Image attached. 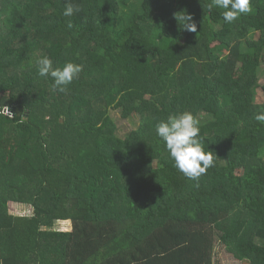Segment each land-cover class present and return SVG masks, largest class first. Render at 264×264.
<instances>
[{
  "label": "trees",
  "instance_id": "1",
  "mask_svg": "<svg viewBox=\"0 0 264 264\" xmlns=\"http://www.w3.org/2000/svg\"><path fill=\"white\" fill-rule=\"evenodd\" d=\"M124 1L0 0V264H264V0L231 24L211 0H140L125 24ZM44 55L84 66L66 93ZM183 111L214 152L198 181L155 131Z\"/></svg>",
  "mask_w": 264,
  "mask_h": 264
},
{
  "label": "clouds",
  "instance_id": "2",
  "mask_svg": "<svg viewBox=\"0 0 264 264\" xmlns=\"http://www.w3.org/2000/svg\"><path fill=\"white\" fill-rule=\"evenodd\" d=\"M214 7L224 9L222 12L225 23L231 24L241 16L252 11V0H211L208 5L211 11ZM81 10L79 5L69 2L63 16L69 17ZM179 12L175 19L183 29L191 32L197 31V25L192 16ZM73 25L68 22V27ZM38 75L51 77L53 83L50 90L53 93H66L68 86L77 79L83 71V65L75 62H66L62 67L54 66L51 57L44 55L35 61ZM254 119L264 124V110L255 114ZM158 137L165 143L169 156L174 160V166L190 180L198 181L206 171L215 166L213 151L205 150V137L201 135V121L190 111L171 114L166 120H161L155 125ZM198 186V185H197Z\"/></svg>",
  "mask_w": 264,
  "mask_h": 264
},
{
  "label": "rangeland",
  "instance_id": "3",
  "mask_svg": "<svg viewBox=\"0 0 264 264\" xmlns=\"http://www.w3.org/2000/svg\"><path fill=\"white\" fill-rule=\"evenodd\" d=\"M140 0H125L122 5V11H121V18L123 19L124 23L126 24L128 20L131 18V16L138 10ZM264 83V73L262 76V82ZM258 98L261 100L264 99V96L260 93H258ZM6 112V111H5ZM140 122V117L138 115H133L128 120H122L120 118H117V123L120 126L121 129V135L125 136L130 131L136 129L138 127V124ZM16 211H19V214L26 215L28 214V210L25 209H17ZM63 228L64 230H68L72 228L71 222H63ZM214 263L215 264H246L243 262H240L233 258L232 255L227 253L223 248L220 246H217L215 249L214 254Z\"/></svg>",
  "mask_w": 264,
  "mask_h": 264
},
{
  "label": "built area",
  "instance_id": "4",
  "mask_svg": "<svg viewBox=\"0 0 264 264\" xmlns=\"http://www.w3.org/2000/svg\"><path fill=\"white\" fill-rule=\"evenodd\" d=\"M6 113H8L7 110H6Z\"/></svg>",
  "mask_w": 264,
  "mask_h": 264
}]
</instances>
